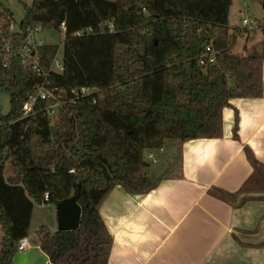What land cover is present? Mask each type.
<instances>
[{
	"label": "trees",
	"instance_id": "16d2710c",
	"mask_svg": "<svg viewBox=\"0 0 264 264\" xmlns=\"http://www.w3.org/2000/svg\"><path fill=\"white\" fill-rule=\"evenodd\" d=\"M231 5L232 0H32L23 3L15 32L12 11L0 0V89L10 101L9 111L0 114V264H10L18 240L27 235L34 204H56L78 185L79 227L51 232L39 226L40 249L48 264H107L112 236L99 207L115 185L134 193L156 185L144 173V150L161 147L165 139L220 137L228 100L262 95L264 51L233 52L242 31L230 32ZM62 22L63 70L50 72L46 84L62 91L66 107L64 127L53 137L50 101L38 100L23 115L42 77L22 64L18 52L28 28L57 30ZM103 22L114 30L101 31ZM85 28L92 32L75 35ZM208 43L216 62L201 65ZM58 49L36 46L43 67L49 68ZM82 86L96 93L71 92ZM236 131L237 116L234 137ZM245 154L253 171L240 189H212L213 194L243 195L240 202L264 197L255 195L264 193V164L249 147Z\"/></svg>",
	"mask_w": 264,
	"mask_h": 264
},
{
	"label": "crops",
	"instance_id": "0c3cea01",
	"mask_svg": "<svg viewBox=\"0 0 264 264\" xmlns=\"http://www.w3.org/2000/svg\"><path fill=\"white\" fill-rule=\"evenodd\" d=\"M234 2L229 11L230 30L239 27L231 22V13H246L245 0L240 5ZM263 26L264 18L260 28L253 26L254 38L245 42L241 55H251L257 32L260 40L264 37ZM263 51L264 46H259L252 54ZM261 74L260 97L230 98L223 107L220 137L165 139L161 147L143 153L144 173L157 181L152 189L134 193L115 185L110 190L99 207L112 236L107 264H264V197L240 202L243 195L225 199L211 192H237L250 176L253 167L245 147L264 164V59ZM147 151L154 161L144 158ZM4 177L8 181L11 176L7 178L4 172ZM36 205L51 212L45 221L32 225ZM41 225L57 231L55 204H34L23 237L27 245L16 250L10 264L49 263L36 233ZM2 235L0 226V239Z\"/></svg>",
	"mask_w": 264,
	"mask_h": 264
},
{
	"label": "rangeland",
	"instance_id": "374dc122",
	"mask_svg": "<svg viewBox=\"0 0 264 264\" xmlns=\"http://www.w3.org/2000/svg\"><path fill=\"white\" fill-rule=\"evenodd\" d=\"M5 7L10 9L13 14L12 19V31L18 30V24L23 18L25 11L23 8V3L31 4L32 0H1ZM243 0H235L234 4L240 5V3ZM246 2V15L249 19L255 20L259 19L258 21L254 22L258 28L262 25V18H264V0H245ZM263 5V7H262ZM231 22L233 24H238L239 27L236 28H242L241 19L239 13H231ZM251 24V28L244 27V29H240L242 31V36H239L237 38V42L235 46L233 47L234 53L241 54L243 52V45L248 39L254 38V33L256 31L255 24ZM232 26L231 28H233ZM235 28V27H234ZM232 29L230 30V32ZM34 35L32 38H30L27 42L30 45H36V44H56L58 45V51L55 55L56 64L57 62H62V56H63V34L64 30L62 28H58L57 30L50 29V30H41V31H34ZM260 32H257L256 39L252 45L251 50L248 52L252 54L257 49H259V46L262 48L264 46V37L260 40ZM253 51V52H252ZM53 69L57 71H62L58 66L53 65ZM231 82V80H230ZM10 108V101H9V94L7 91L0 89V114H6L9 111ZM66 113V107L65 104L60 102L58 105H56L53 108V112L47 114L50 121V129L53 137H55V133L57 131H62L64 127V121L62 120V117ZM5 176L8 178L12 176V168L9 162H7L6 167L4 169ZM153 180V179H152ZM37 206V205H36ZM50 208L47 207H35L34 209V215L32 220V225H37V223H40L41 221H45L50 216Z\"/></svg>",
	"mask_w": 264,
	"mask_h": 264
},
{
	"label": "built area",
	"instance_id": "2783aa9c",
	"mask_svg": "<svg viewBox=\"0 0 264 264\" xmlns=\"http://www.w3.org/2000/svg\"><path fill=\"white\" fill-rule=\"evenodd\" d=\"M240 19L242 26L251 28V24L254 23L253 20L249 19L246 15V13L241 12L240 13ZM60 28L65 30V23L62 22L60 25ZM99 28L101 31H106L108 30L109 32H112L114 30V26L110 22H103L99 25ZM42 27L40 25H36L34 27L28 28L27 31V36L26 39L23 41V44L18 52L19 57L21 58L22 64L26 65L28 67H31L39 76L42 77V80L40 83L36 85V92L35 94L31 95L28 100L23 104V115L26 116L30 114L33 111V107L35 103L38 100H44V101H50V103L46 106V112L47 114L53 112V108L58 105L60 102L64 103L62 101V91H59L56 87L49 89L46 87V84H48V77L50 72H61L53 69V65L58 66L61 70H63V62H57L56 64V59L55 56L52 60L51 65L49 68H45L41 65L38 54L36 51V46L41 45V44H36V45H30L28 44V40L32 38L34 35V31H41ZM92 29L91 28H85L82 30H78L75 32V35H82V34H88L91 33ZM216 62V55L214 50L212 49V46L210 43H208L204 47V51L202 55L200 56L199 63L201 65H206V64H214ZM4 65H6L4 63ZM71 92L77 96H86L89 94H94L96 93V89L93 87H87V86H82L79 88H74L71 90ZM145 159H149L154 161V157L151 151H147L144 154ZM48 200V193H45L43 196V201ZM27 245L26 238H21L18 240L17 245H16V250L20 251L24 249Z\"/></svg>",
	"mask_w": 264,
	"mask_h": 264
},
{
	"label": "water",
	"instance_id": "95a60500",
	"mask_svg": "<svg viewBox=\"0 0 264 264\" xmlns=\"http://www.w3.org/2000/svg\"><path fill=\"white\" fill-rule=\"evenodd\" d=\"M80 186L69 197L55 204L57 230H74L79 227L81 207L78 203Z\"/></svg>",
	"mask_w": 264,
	"mask_h": 264
}]
</instances>
